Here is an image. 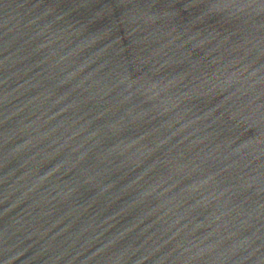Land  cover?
<instances>
[{
	"label": "water",
	"instance_id": "95a60500",
	"mask_svg": "<svg viewBox=\"0 0 264 264\" xmlns=\"http://www.w3.org/2000/svg\"><path fill=\"white\" fill-rule=\"evenodd\" d=\"M0 264H264V0H0Z\"/></svg>",
	"mask_w": 264,
	"mask_h": 264
}]
</instances>
